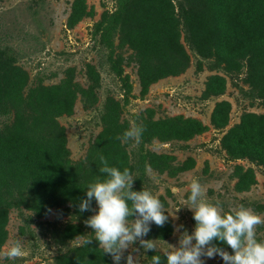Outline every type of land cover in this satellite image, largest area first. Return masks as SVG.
I'll return each instance as SVG.
<instances>
[{
  "label": "rangeland",
  "instance_id": "obj_1",
  "mask_svg": "<svg viewBox=\"0 0 264 264\" xmlns=\"http://www.w3.org/2000/svg\"><path fill=\"white\" fill-rule=\"evenodd\" d=\"M77 1L0 0V264H114L85 225L94 212L79 211L87 186L102 176L100 155L110 166L130 169L133 190L147 188L164 204L168 221L151 224L144 237L161 249L194 231L186 205L192 179L225 212L243 204L264 216V163L231 156L223 139L245 113L264 115V68L252 75L245 56H223L208 1L170 0L167 26L148 25L141 39L136 21L150 0H82L84 13L72 23ZM165 65L177 72L143 91L140 67ZM215 77L220 92L211 88ZM221 100L230 110L227 123L217 125L213 109ZM175 116L206 128L178 137L159 125ZM132 122L144 129L140 142L117 139ZM109 124L116 136L107 132ZM30 161L44 171L39 185L28 172ZM239 167L254 173L244 188L238 187ZM83 239L93 241L82 246ZM257 239L264 241V225ZM16 240L25 255L7 259ZM133 248H139L133 252L139 264H152L156 254L167 264L162 252H145L139 241L124 256ZM203 260L224 264L218 255Z\"/></svg>",
  "mask_w": 264,
  "mask_h": 264
},
{
  "label": "clouds",
  "instance_id": "obj_2",
  "mask_svg": "<svg viewBox=\"0 0 264 264\" xmlns=\"http://www.w3.org/2000/svg\"><path fill=\"white\" fill-rule=\"evenodd\" d=\"M143 131L141 125L132 122L117 139L139 143ZM99 160L102 176H97L87 186L86 198L81 199L79 211L94 212L85 220V225L93 230L99 248L112 256L114 264H121L122 259L126 264H139V259L133 255V252H139V248H133L124 256L137 241L145 252H162L167 264H204V257L211 259L217 255L224 264H264V241L257 239V227L264 225V216L243 204L225 212L219 200L213 202L206 196L199 179L191 180L186 200L187 207L194 213V231L185 230L179 237L178 246L170 244L167 250L159 248L157 240L144 239L151 224L162 227L168 221L164 204L147 188L133 190L135 178L129 168L121 170L110 166L103 155ZM147 171L151 172L150 167ZM93 200L97 206L95 209ZM92 241L83 239L81 243L87 246ZM214 241L227 245L232 252ZM4 255L10 260L22 258L25 250L21 241L16 240ZM152 264H161V256L153 255Z\"/></svg>",
  "mask_w": 264,
  "mask_h": 264
},
{
  "label": "trees",
  "instance_id": "obj_3",
  "mask_svg": "<svg viewBox=\"0 0 264 264\" xmlns=\"http://www.w3.org/2000/svg\"><path fill=\"white\" fill-rule=\"evenodd\" d=\"M209 3V13L207 16L213 20L216 45L227 60H235L237 57L245 56L247 65L254 75L264 68V0H207ZM82 0L74 4V10L70 14V21L74 23L84 13L80 8ZM78 8H77V6ZM172 3L170 0H150L144 2L137 17V34L141 39L144 30L148 25L165 28L172 18ZM152 33L154 29H152ZM156 31V30H155ZM157 32V31H156ZM170 33V31L168 32ZM173 44L175 38L168 37ZM177 72L173 65L162 68L148 70L140 67V78L142 90L158 78L170 73ZM211 88H216L217 92L222 90V81L219 77L213 78ZM230 110L229 103L221 100L216 103L213 109V120L217 125H224L228 121ZM159 123V122H158ZM159 125L168 126V131L173 130L178 137L189 138L195 133H199L206 128L201 121L195 118H183L182 116L170 117L162 120ZM107 132L113 137L117 135V128L114 125H107ZM164 130V129H163ZM224 142L228 153L240 158L244 156H254L264 163V115L245 113L240 123L231 128L224 135ZM31 162V161H30ZM17 172L21 169L16 167ZM240 179L238 187L244 188L254 181V173L248 169L246 172L238 168ZM30 177L36 179L38 185L44 175L43 169L31 162L28 167Z\"/></svg>",
  "mask_w": 264,
  "mask_h": 264
}]
</instances>
